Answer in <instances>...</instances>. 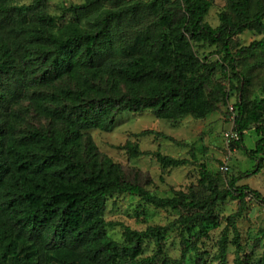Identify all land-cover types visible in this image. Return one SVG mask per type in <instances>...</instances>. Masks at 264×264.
Listing matches in <instances>:
<instances>
[{"label": "trees", "instance_id": "16d2710c", "mask_svg": "<svg viewBox=\"0 0 264 264\" xmlns=\"http://www.w3.org/2000/svg\"><path fill=\"white\" fill-rule=\"evenodd\" d=\"M226 1L213 26L212 0H86L64 22L44 11L48 0H0V264H154L143 257L144 243L152 239L164 255L166 227L124 226L125 240L113 239L108 228L117 223L106 212L118 194L177 213L181 257L165 264H188L191 255L194 264H208L218 207L239 201L214 258L230 264L232 243L235 264H252L242 255L238 219L249 200L264 204L258 190L201 163L198 188L160 196L149 189V173L114 162L91 135L147 109L158 119H205L236 93L239 137L231 148L258 161L244 176L262 168L264 37L242 46L236 38L264 34V0ZM248 131L258 137L254 149L244 144ZM121 148L146 153L131 141ZM153 154L164 169L193 163Z\"/></svg>", "mask_w": 264, "mask_h": 264}, {"label": "rangeland", "instance_id": "374dc122", "mask_svg": "<svg viewBox=\"0 0 264 264\" xmlns=\"http://www.w3.org/2000/svg\"><path fill=\"white\" fill-rule=\"evenodd\" d=\"M86 0H48L44 11L56 15L59 22H64L62 17L66 11L74 5L83 4ZM213 5L207 16L208 22L216 26L219 24V12L225 9L226 0H212ZM30 3L31 0H22ZM70 15H66L68 18ZM264 34L256 31H246L236 38L237 43L248 45L254 40L261 39ZM205 50V49H204ZM212 49L207 50L209 55ZM217 56L214 55V58ZM237 101L236 93L229 102ZM227 104L218 111L210 114L205 119H195L187 116L180 120H164L154 116L151 110L143 112H126L120 115L111 131L94 130L91 135L100 152L111 158L114 162L126 167L138 168L152 176L149 189L160 196H172L175 191L185 190L189 187H199L200 164L221 178L241 177L238 184H249L254 188L264 187V166L258 168L251 176H244L247 171H253L257 167V159L248 156L242 149H232L224 139V133L231 129ZM144 130H153L155 133L141 135ZM168 135L183 143L179 145L164 136ZM257 136L248 131L244 136V144L249 149L256 147ZM131 141L138 143L146 153L141 156H133L129 151L121 148ZM155 151L175 157L187 158L193 163L177 168L164 169L157 158ZM193 153L197 161L193 158ZM262 156H258L260 158ZM228 163L229 170H221L224 162ZM264 165V164H263ZM243 176V177H242ZM249 199V198H248ZM243 217L238 219V227L241 232V242L245 247L244 258H248L252 264L264 262V206L257 200H249ZM239 201L228 199L220 203L218 211L221 218L219 227L209 230L210 237L206 240L211 256L208 264H219L214 258L217 253V243L226 227L225 217L238 211ZM178 217L171 210L158 209L145 204L137 196L130 194H118L110 197L107 203L106 220L117 223L108 228L109 235L117 240H125L124 226L137 230H145L147 227H166L164 234L165 254H159V248L152 239L144 243L145 253L143 257L150 258L154 264H165V260L173 261L181 257L180 230L172 225ZM232 238V237H231ZM235 246L231 243L229 250V262L235 264ZM188 264H194V255L190 256Z\"/></svg>", "mask_w": 264, "mask_h": 264}, {"label": "built area", "instance_id": "2783aa9c", "mask_svg": "<svg viewBox=\"0 0 264 264\" xmlns=\"http://www.w3.org/2000/svg\"><path fill=\"white\" fill-rule=\"evenodd\" d=\"M228 109H229V117H230L229 119H230V122L232 123V127H231V129L227 130L224 133V139H225L226 143L228 145H230L232 141H234L235 139H238L239 133L234 129L235 122H236V117H237V113L235 111L234 105L230 104L228 106ZM221 170H223L225 172L229 170V166H228L227 162H225L221 166ZM262 205L264 206V204H262Z\"/></svg>", "mask_w": 264, "mask_h": 264}, {"label": "crops", "instance_id": "0c3cea01", "mask_svg": "<svg viewBox=\"0 0 264 264\" xmlns=\"http://www.w3.org/2000/svg\"><path fill=\"white\" fill-rule=\"evenodd\" d=\"M247 185L250 186L249 184H247ZM250 187H251V186H250ZM251 188L258 190V191L264 196V187H261V188H259V189L254 188V187H251Z\"/></svg>", "mask_w": 264, "mask_h": 264}]
</instances>
